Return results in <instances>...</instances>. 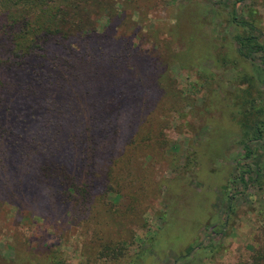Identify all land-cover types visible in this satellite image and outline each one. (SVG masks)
<instances>
[{"label": "rangeland", "instance_id": "374dc122", "mask_svg": "<svg viewBox=\"0 0 264 264\" xmlns=\"http://www.w3.org/2000/svg\"><path fill=\"white\" fill-rule=\"evenodd\" d=\"M113 1L144 65L104 98L146 108L114 140V187L69 215L0 209V264H264V139L243 149L264 122V66L237 42L264 45V0Z\"/></svg>", "mask_w": 264, "mask_h": 264}, {"label": "trees", "instance_id": "16d2710c", "mask_svg": "<svg viewBox=\"0 0 264 264\" xmlns=\"http://www.w3.org/2000/svg\"><path fill=\"white\" fill-rule=\"evenodd\" d=\"M114 6L113 0H0V209L21 218L56 208L69 215L74 202L111 184L121 124L133 127L146 109L132 94L104 98L103 88L128 81L144 65L134 45L115 36ZM104 9H111L103 14L106 26L99 22ZM237 42L246 58L261 53L256 59L264 66V45L252 37ZM263 139L258 122L243 143L247 158L249 145ZM239 180L248 187L256 178L240 172Z\"/></svg>", "mask_w": 264, "mask_h": 264}]
</instances>
